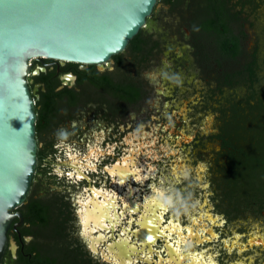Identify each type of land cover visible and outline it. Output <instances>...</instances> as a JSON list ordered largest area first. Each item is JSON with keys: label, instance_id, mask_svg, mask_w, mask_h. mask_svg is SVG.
<instances>
[{"label": "flooded vegetation", "instance_id": "af4514ba", "mask_svg": "<svg viewBox=\"0 0 264 264\" xmlns=\"http://www.w3.org/2000/svg\"><path fill=\"white\" fill-rule=\"evenodd\" d=\"M219 4L225 10L233 44L238 50L233 58L222 52V41L215 30L205 29V21L215 17L212 5ZM207 6L210 8L205 11L196 0H160L147 20L148 25L138 33L141 37L139 47L130 42L123 52L102 65L46 57L31 60L28 82L36 104L38 163L30 194L15 210L22 218H15L8 231V238L15 242L16 248L13 251L9 245L3 264H111L113 258L105 247L111 240L102 242L97 249V253L109 255L110 260L105 261L99 254H93L90 239L86 241L80 235L83 206L79 201L86 200L93 188L101 190L99 183L116 185L117 178L108 169L117 160L110 159V166H100L99 175H87L83 170L79 180H69L67 173L73 169L65 167L64 161L68 160L69 154L84 159L85 153L81 151L86 152L88 143L96 139L95 128L100 133L101 128L111 126V138H118L119 124L130 117L131 111L140 112L147 101L142 73L155 66L167 51L169 38L190 51L191 63L182 59L179 67L188 70L190 64L193 65L205 82L216 86V92L229 87L221 83L222 78L240 72L247 63L257 64L259 72V47L254 45L251 50L247 47L251 43L249 31L255 27L252 16L256 17L257 3L254 0H211ZM120 88L129 99L119 97ZM58 144L61 147L58 148ZM87 161L84 159L85 164ZM59 171L64 172L63 179ZM79 187L83 189L82 194ZM85 189L89 191L85 192ZM119 205L120 212L121 200ZM127 214L134 219L130 233L133 243L132 232L140 228L137 221L142 212ZM111 238L118 237L113 234ZM163 241L164 238L159 237L155 245L163 244ZM163 257L166 258V252Z\"/></svg>", "mask_w": 264, "mask_h": 264}, {"label": "rangeland", "instance_id": "374dc122", "mask_svg": "<svg viewBox=\"0 0 264 264\" xmlns=\"http://www.w3.org/2000/svg\"><path fill=\"white\" fill-rule=\"evenodd\" d=\"M254 1L257 3L256 17L252 16L255 27L253 31H249L251 43L247 47L249 50L254 45L259 47L261 68L260 83L256 85L258 88L260 85L264 87V0ZM168 40L167 51L162 54L161 62L142 73V78L149 85V92L140 112L132 111L130 117L119 124L118 138H111V126L100 127V133L95 128L97 137H100L99 147L107 150L108 145H115V148L95 161V170L86 167V174L99 175V167L110 166V159L118 162L127 156L124 149L130 145L122 141L128 138L131 140V147L143 153L137 155V160H147V166L154 169L155 175L149 173L146 179L141 180L134 178L128 185L122 186V191L115 183H99L102 189L117 193L119 200L123 201V196L131 185L137 189L134 199L141 203L145 194L148 196L152 192V186L163 188L161 190L165 192V198L170 197L172 202L164 213L165 223L173 216L182 225L190 223L191 216L203 217L200 225L194 226L197 233L201 232V243H181L182 255L203 252L204 264H212L213 261L215 264H264V244H247L250 236L264 238V213L254 214L256 212L243 209L239 213L234 212L225 200L224 188L220 186L223 181L220 167L226 161L222 157L221 142L216 137L223 122L222 109L228 108L229 100L244 101L249 90L241 84L216 92V86L205 82L193 65L190 64L188 70L179 67L182 59L191 63L190 51L187 47H180L173 38ZM97 137L88 145L95 143ZM153 140L155 143H152ZM81 153H85V150ZM81 153L77 154L81 156ZM59 158L63 159L62 156ZM59 174L63 179L64 172L59 171ZM140 174L145 175L143 171ZM97 182L98 179L95 183ZM79 188L78 191L82 194L83 189ZM209 213L213 218H220L215 225L207 219L206 215ZM131 219L126 214L115 233L126 227V222ZM205 226L214 231L218 238L205 239L208 236L207 232L202 231ZM233 241H236V247L228 252L227 247ZM162 246V243H158L153 248V261L157 256L163 257L164 252L158 251ZM241 248L244 250L240 251ZM205 249L207 252H204ZM209 256L211 259H208ZM132 259L134 264H138L136 255ZM167 259L166 255L164 260Z\"/></svg>", "mask_w": 264, "mask_h": 264}, {"label": "water", "instance_id": "95a60500", "mask_svg": "<svg viewBox=\"0 0 264 264\" xmlns=\"http://www.w3.org/2000/svg\"><path fill=\"white\" fill-rule=\"evenodd\" d=\"M159 1L0 0V264L9 245L16 248L8 231L22 218L15 210L30 194L38 163L31 60L105 64L148 25Z\"/></svg>", "mask_w": 264, "mask_h": 264}, {"label": "snow or ice", "instance_id": "6c2138e0", "mask_svg": "<svg viewBox=\"0 0 264 264\" xmlns=\"http://www.w3.org/2000/svg\"><path fill=\"white\" fill-rule=\"evenodd\" d=\"M70 78L71 77H67L66 79ZM169 135H172V133H170ZM124 142H127L130 146L124 149L128 155L122 157L123 167H119L121 162L118 161L116 168H114L113 172H111L110 174L116 175L117 170L123 172V174H128V170L131 169L132 175H134L137 180L147 178V175L141 176L138 174L141 171H143L145 174L152 173L153 175H155L154 169L147 166V160H137V155H143V153H139L136 148L131 147V140L125 138V141H122V143ZM152 143H155V141L153 140ZM99 145L100 137H97L95 143L88 145V149L84 154V159L90 161L89 163H87V165H85L83 159H77L76 156L69 154L68 160L64 161L65 167L70 166L73 169V171L67 173L69 180L81 179V171L85 170L86 167L95 170V161H98L103 155L111 153L115 148V145H108L107 150H105L99 147ZM57 147L59 148L61 147V145L58 144ZM144 147H146V145H144ZM120 183H123L122 178L120 179ZM88 191L89 189H85V192ZM94 194L99 195V192H96ZM164 196L165 192L163 190L153 186L152 192L148 194L147 200L145 201L146 207L149 208V215L143 217L141 228H143L144 231L137 239L139 243L145 244L146 247L147 242H152V247H147L146 253L144 249L137 250L136 243H130V233L132 231L133 221H127L126 227L121 228L118 233H115V228L117 227L118 222L117 216H102L99 220L93 223L91 218L86 215L88 209L82 208L81 212L84 218H82L80 222V235L87 241L88 237L91 236L92 233H98L97 235L92 236V242L89 244V247L93 251V254H99L105 261L110 260L109 255H106L102 252L97 253V249L102 242L111 240L110 243L105 244L108 253L112 254L113 259L111 261V264H134V261L132 259V256L134 254H136V261L138 262V264H178V262H183V264H204L205 257L203 252H193L188 256L180 254L181 243L187 244L189 242H194L197 245L201 243V239L197 234V230L194 226L198 225L203 217L198 218L196 216H191L190 223L182 225L180 221L173 216L167 220V223H165L164 213L167 212L168 209L165 208L163 203L158 202V199ZM107 200L111 201V197H108ZM91 202V196H89L86 200L79 201V203H81L82 205H90ZM152 209H159V211H154ZM207 219L215 225L217 220L220 218H213L209 213L207 215ZM221 223H223L222 220ZM136 231L139 232L140 230L136 229ZM202 231L208 233V236L205 237V239L210 240L213 237L218 238L217 234L214 231H210L206 226L202 229ZM106 233H108V235H106ZM112 234H115L118 238L112 240ZM174 236L175 239H173ZM159 237H163L164 241L163 246L160 247L158 251L166 252L168 259L164 260L163 257L157 256V258L153 261V248L155 247V242ZM237 240H239V236H237ZM225 244L227 245V242H225ZM247 244H264V238L258 239L256 237L250 236ZM235 247L236 241H233L232 244L227 247V251L231 252ZM243 250V248L240 249V251ZM204 252H207V249H205ZM208 259H211V257L209 256ZM212 264H215V261H213Z\"/></svg>", "mask_w": 264, "mask_h": 264}, {"label": "trees", "instance_id": "16d2710c", "mask_svg": "<svg viewBox=\"0 0 264 264\" xmlns=\"http://www.w3.org/2000/svg\"><path fill=\"white\" fill-rule=\"evenodd\" d=\"M196 2L201 9L205 7V11L210 8L207 4L210 5L211 0ZM212 8L215 17L205 21V29L215 30L222 41V52L230 58L236 57L238 50L233 44L225 10L221 4L212 5ZM140 41L138 34L131 44L139 47ZM221 83L231 88L244 84L249 93L244 101L229 100L228 108L222 109L223 122L216 137L221 142L222 157L226 161L220 167L223 173L220 186L224 188L225 200L234 212L239 213L243 209L256 212L254 214L264 213V87H256L260 83L257 64L247 63L240 72L222 78ZM118 94L121 99L130 98L122 88Z\"/></svg>", "mask_w": 264, "mask_h": 264}, {"label": "bare ground", "instance_id": "6f19581e", "mask_svg": "<svg viewBox=\"0 0 264 264\" xmlns=\"http://www.w3.org/2000/svg\"><path fill=\"white\" fill-rule=\"evenodd\" d=\"M76 157H77V159H80L78 155ZM119 161L121 162L119 167L122 168L123 167L122 159H120ZM87 163L85 165H87ZM116 166H117V163L111 169H108V171L110 173L113 172V170H114V168H116ZM82 174H84L83 171H81V175ZM138 174L141 175L140 173H138ZM148 174L149 173H147L145 175L148 176ZM145 175H142V176H145ZM112 176H114V177L117 178L116 184L118 186V189L121 190V191H122V186L124 184H127L128 185V183L135 178V176L132 175V170L131 169L128 170V174H123V172L117 170V174L116 175H112ZM121 178L123 179V183H120V179ZM161 189H163V188H161ZM96 192H99V195H95L94 193H96ZM136 192H137V189L136 188H133L131 185L128 186L127 192L123 196V201L121 200L122 203H123V206L121 208L122 209V212H119L118 211L119 208H120V205H119V197H118L117 193L105 191L103 189L96 190V189L93 188L92 189V194H88V196L86 197V199L89 196L92 197L91 204L90 205L89 204H83L82 206H83V208H87L88 209L86 215L89 218H91V220H92L93 223H95L97 220H99L102 216H117L118 217L117 226L122 223V219L126 216L127 213H130V215H132V213H134V212H137V213H141L142 212V215L140 216V219L137 222V224L140 226V228H139L140 231L139 232H137V231L132 232V235L135 236V239H134V242L133 243H137L138 242V239L137 238L139 236H141V234L144 231V229L141 228V223L143 222V217L146 216V215H149V208L146 207V204H145V201L147 200L146 194L144 196V201L141 202V203H139L137 199H134V194ZM108 197H111V201H108L107 200ZM100 198H102V199L99 200ZM169 201H170V199L168 197L165 198V196L164 197H160L158 199V202L159 203H163L164 206H165V208H168V205L171 202V201L170 202ZM152 210L159 211V209H152ZM81 214H82V212H81ZM189 216H191V215L189 214ZM82 218H84L83 214H82ZM131 221L134 222V219L132 218ZM149 227H151V226H149ZM115 230H116V228H115ZM198 231H200V230H198ZM210 231H212V230H210ZM200 233H197V234L199 235V237L201 239V234ZM92 236H94V233H92L91 236L88 237L91 242H92ZM201 241H202V239H201ZM130 243H131V241H130ZM192 243L193 242H189V244H192ZM137 244H139V246L136 245L137 250H140V249H144L145 251L147 250V247H146L145 244H141L139 242ZM147 246L152 247V242H147ZM139 247H141V248L139 249ZM106 255H108V254H106ZM135 255L136 254H134L133 256L135 257ZM188 255H186V256H188ZM111 256H112V254H111ZM178 264H183V262H178ZM207 264H209V263H207Z\"/></svg>", "mask_w": 264, "mask_h": 264}, {"label": "clouds", "instance_id": "9594fccd", "mask_svg": "<svg viewBox=\"0 0 264 264\" xmlns=\"http://www.w3.org/2000/svg\"><path fill=\"white\" fill-rule=\"evenodd\" d=\"M170 202V201H169Z\"/></svg>", "mask_w": 264, "mask_h": 264}]
</instances>
